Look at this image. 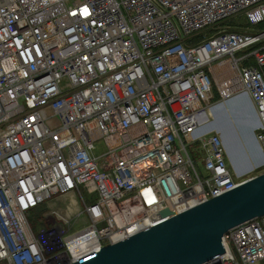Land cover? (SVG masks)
Here are the masks:
<instances>
[{"label": "built area", "instance_id": "obj_1", "mask_svg": "<svg viewBox=\"0 0 264 264\" xmlns=\"http://www.w3.org/2000/svg\"><path fill=\"white\" fill-rule=\"evenodd\" d=\"M263 22L264 0H0V264H72L152 227L154 185L180 214L249 180L207 124L246 101L264 166ZM224 241L204 264H259L264 218Z\"/></svg>", "mask_w": 264, "mask_h": 264}, {"label": "water", "instance_id": "obj_2", "mask_svg": "<svg viewBox=\"0 0 264 264\" xmlns=\"http://www.w3.org/2000/svg\"><path fill=\"white\" fill-rule=\"evenodd\" d=\"M153 226L72 264H204L231 256L224 236L264 218V172L180 214L157 185L139 192Z\"/></svg>", "mask_w": 264, "mask_h": 264}, {"label": "rangeland", "instance_id": "obj_3", "mask_svg": "<svg viewBox=\"0 0 264 264\" xmlns=\"http://www.w3.org/2000/svg\"><path fill=\"white\" fill-rule=\"evenodd\" d=\"M75 1L77 0H72V2ZM238 20L247 22L245 16H240ZM232 24L233 23L228 20L221 26L232 27ZM226 108L227 109L225 113L216 114L215 119L211 121L212 126L218 125L221 128L220 133L226 135L225 137L228 138L227 140L224 137V139H226V143L228 142L227 145L232 149L231 154L234 156L233 158L234 161H236V165L239 164L242 173H245L246 175L245 178L250 179L264 172V166L260 165V163H262V158L257 151L255 143L252 139L253 132L252 130L250 132V129H248L249 124L247 121H254L252 107L246 101H234L229 103ZM246 124L248 125V127ZM99 146H101L102 151L105 150L101 142H99ZM193 154H195L197 157L201 156V152H193ZM228 166L232 174H235L230 161L228 162ZM198 168L200 171H203V163L199 162ZM48 211L49 210H47V212L42 215V220L45 219L44 217L48 213ZM31 218L35 220V217L32 214ZM41 222L42 221L40 220L39 222H35V224L37 225L36 228L38 226H42ZM82 227L83 225L80 222L73 226L72 231L81 229ZM99 227L102 228L104 227V225L100 224ZM259 264H264V261L260 262Z\"/></svg>", "mask_w": 264, "mask_h": 264}, {"label": "trees", "instance_id": "obj_4", "mask_svg": "<svg viewBox=\"0 0 264 264\" xmlns=\"http://www.w3.org/2000/svg\"><path fill=\"white\" fill-rule=\"evenodd\" d=\"M240 18V17H239ZM239 18H234V19H231L230 20V22L231 23H233L232 24V28L234 29V30H238V31H242V30H245V28L246 27H248L249 26V24H248V22H244V21H240V20H238ZM247 20V19H246ZM264 22L263 23H261V24H259L258 26H256L255 27V29H257V30H264ZM201 37H204V36H201ZM200 37V38H201ZM95 199L93 198V199H90L89 200V202H92V201H94ZM47 206H46V204H42V205H40L39 207H37V208H35L32 212H31V214L35 217V220H33L32 218L30 219V222H31V224L34 226V228L36 229V224H35V222H39V220L40 221H42L41 223V225H43V223H44V219L42 220V215L44 214V213H46L47 212ZM37 219H39V220H37Z\"/></svg>", "mask_w": 264, "mask_h": 264}, {"label": "bare ground", "instance_id": "obj_5", "mask_svg": "<svg viewBox=\"0 0 264 264\" xmlns=\"http://www.w3.org/2000/svg\"><path fill=\"white\" fill-rule=\"evenodd\" d=\"M227 109V108H226ZM208 125V127H209V125H210V127H213L212 126V123H209V124H207ZM215 130V129H214ZM222 135V139H223V141H224V144H225V146H226V150H227V152H228V154L230 155V159L233 161V163L235 162L236 163V161H234V156L231 154V151H232V149L227 145V143H226V139L228 140V138L227 137H225L226 135H223V134H221ZM224 137L226 138V139H224ZM257 160V159H256ZM239 165V164H238ZM236 167V166H235ZM236 169H238L237 167H236ZM251 169V168H250ZM239 171H241V168H239L238 169ZM242 172V171H241ZM193 208V207H192ZM191 209V208H190ZM189 210V209H188ZM187 211V210H186ZM173 212V211H172ZM174 213V212H173ZM176 215V214H175ZM120 238H122V237H120ZM123 240H125V239H118L117 240V242H120V241H123ZM116 242V243H117ZM114 244V243H113ZM109 245V244H108ZM105 247V246H104Z\"/></svg>", "mask_w": 264, "mask_h": 264}, {"label": "crops", "instance_id": "obj_6", "mask_svg": "<svg viewBox=\"0 0 264 264\" xmlns=\"http://www.w3.org/2000/svg\"><path fill=\"white\" fill-rule=\"evenodd\" d=\"M211 128H212L213 130L215 129L216 132H221V128H220L218 125H215V126H213V127H211ZM229 159H230V158H229ZM230 162H231V164L237 166L236 163H235V162L233 163L232 160H230Z\"/></svg>", "mask_w": 264, "mask_h": 264}, {"label": "flooded vegetation", "instance_id": "obj_7", "mask_svg": "<svg viewBox=\"0 0 264 264\" xmlns=\"http://www.w3.org/2000/svg\"><path fill=\"white\" fill-rule=\"evenodd\" d=\"M238 169L240 168L239 165L236 166Z\"/></svg>", "mask_w": 264, "mask_h": 264}, {"label": "snow or ice", "instance_id": "obj_8", "mask_svg": "<svg viewBox=\"0 0 264 264\" xmlns=\"http://www.w3.org/2000/svg\"><path fill=\"white\" fill-rule=\"evenodd\" d=\"M85 11H87V10H85Z\"/></svg>", "mask_w": 264, "mask_h": 264}]
</instances>
